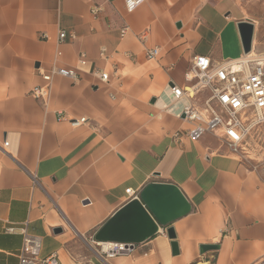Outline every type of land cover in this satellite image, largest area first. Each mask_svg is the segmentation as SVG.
<instances>
[{"label":"crops","instance_id":"obj_1","mask_svg":"<svg viewBox=\"0 0 264 264\" xmlns=\"http://www.w3.org/2000/svg\"><path fill=\"white\" fill-rule=\"evenodd\" d=\"M246 7L145 0L130 14L123 0H0V264H19L24 228L41 240L40 257L60 264H264V175L217 133L189 139L193 125L179 117L188 102L168 91L189 85L198 55L215 65L243 57V21L255 25V51L258 21ZM54 69L77 79L54 76L44 104L31 91ZM209 94L190 103L201 111ZM152 183L176 185L191 205L171 224L179 254L160 226L102 260L93 238L127 205V189Z\"/></svg>","mask_w":264,"mask_h":264},{"label":"built area","instance_id":"obj_2","mask_svg":"<svg viewBox=\"0 0 264 264\" xmlns=\"http://www.w3.org/2000/svg\"><path fill=\"white\" fill-rule=\"evenodd\" d=\"M110 2L115 0H108ZM127 13H134L145 0H123ZM127 31L122 32L124 36ZM67 33L62 31L59 41L63 42ZM159 49L147 51L149 59L156 58ZM54 76L77 79L76 71L68 69H54L50 74L43 75V86H36L31 94L34 98L47 104L51 93V82ZM103 83H109L106 73L99 74ZM189 85L180 88L176 85L168 86V91L175 100H185L188 103L182 108L179 117L193 125L186 136L194 141L201 139L207 133H217L218 139L234 155H243L250 135L258 127L264 126V53L255 55L253 50L241 59L229 60L215 65L210 58L198 55L193 58L191 68L186 74ZM208 91L210 94L204 101L205 108L199 110L192 101H199L198 95ZM87 119L72 122L77 128L85 124ZM181 138L180 133H176ZM9 143L5 142L3 149L7 151ZM128 203L140 201L139 193L127 189ZM9 233H16L18 229L11 227ZM23 235V246L19 253V264H60L59 258L53 254L47 258L40 257L41 240L28 234L27 229H19ZM100 251L99 257L110 260L132 252L134 246L121 243H99L92 240ZM102 245H108L104 251Z\"/></svg>","mask_w":264,"mask_h":264},{"label":"water","instance_id":"obj_3","mask_svg":"<svg viewBox=\"0 0 264 264\" xmlns=\"http://www.w3.org/2000/svg\"><path fill=\"white\" fill-rule=\"evenodd\" d=\"M243 51L248 55L253 50L255 25L247 20L238 24ZM191 213V205L180 189L174 184L152 183L140 193V201L134 200L120 210L96 234L99 243H121L136 246L153 239L160 231H166L172 241V254H179L176 233L171 226L176 220ZM217 245H202L205 254L217 250Z\"/></svg>","mask_w":264,"mask_h":264},{"label":"rangeland","instance_id":"obj_4","mask_svg":"<svg viewBox=\"0 0 264 264\" xmlns=\"http://www.w3.org/2000/svg\"><path fill=\"white\" fill-rule=\"evenodd\" d=\"M244 2L247 6L246 10L258 21V41L253 53L259 55L264 53V0H244ZM245 148V152L241 155L242 159L264 175V126L255 129L247 140ZM96 249L100 251V248Z\"/></svg>","mask_w":264,"mask_h":264},{"label":"bare ground","instance_id":"obj_5","mask_svg":"<svg viewBox=\"0 0 264 264\" xmlns=\"http://www.w3.org/2000/svg\"><path fill=\"white\" fill-rule=\"evenodd\" d=\"M102 247L104 248V251H107L108 250V245H102Z\"/></svg>","mask_w":264,"mask_h":264}]
</instances>
